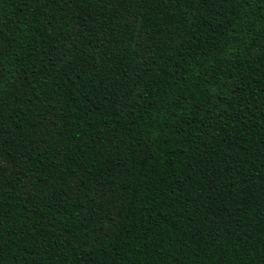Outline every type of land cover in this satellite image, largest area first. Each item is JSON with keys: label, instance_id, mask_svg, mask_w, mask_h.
Wrapping results in <instances>:
<instances>
[{"label": "trees", "instance_id": "16d2710c", "mask_svg": "<svg viewBox=\"0 0 264 264\" xmlns=\"http://www.w3.org/2000/svg\"><path fill=\"white\" fill-rule=\"evenodd\" d=\"M0 264H264V0H0Z\"/></svg>", "mask_w": 264, "mask_h": 264}]
</instances>
